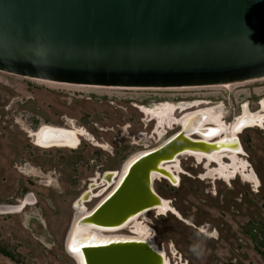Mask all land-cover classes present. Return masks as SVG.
Returning <instances> with one entry per match:
<instances>
[{
  "label": "rangeland",
  "instance_id": "1",
  "mask_svg": "<svg viewBox=\"0 0 264 264\" xmlns=\"http://www.w3.org/2000/svg\"><path fill=\"white\" fill-rule=\"evenodd\" d=\"M260 98L264 99V78L224 86L124 89L0 71V206L31 199L21 212L0 214V249L12 257L0 252V264H75L64 249L75 201L105 171L120 172L130 156L151 150L174 132L166 126L157 132V121L145 109L168 104L180 118L221 104L222 120L228 123L242 104L255 110ZM73 124L93 141L83 137L74 150L33 145L30 132ZM238 138L247 170L258 178L257 188L240 178L229 184L200 179L203 165L190 155L177 158L184 171L178 185L165 179L154 182L155 192L191 223L151 211L145 215L146 224L143 216L139 219L173 264H264V130L247 129ZM100 198L94 196L84 206L89 210ZM201 228L215 231L209 235L214 238Z\"/></svg>",
  "mask_w": 264,
  "mask_h": 264
},
{
  "label": "water",
  "instance_id": "2",
  "mask_svg": "<svg viewBox=\"0 0 264 264\" xmlns=\"http://www.w3.org/2000/svg\"><path fill=\"white\" fill-rule=\"evenodd\" d=\"M0 71L124 89L261 79L264 0H0ZM198 115L188 117L173 137L135 157L116 188L77 220V228L113 229L162 205L154 177H174L164 164L187 153L223 150L227 145L222 141L194 137ZM44 139L48 145L75 142L70 133L50 129ZM235 145L240 147L238 139ZM114 177V171H106L73 207L104 194ZM66 237L65 252L76 264H163L162 255L145 241L92 239L70 245Z\"/></svg>",
  "mask_w": 264,
  "mask_h": 264
},
{
  "label": "bare ground",
  "instance_id": "3",
  "mask_svg": "<svg viewBox=\"0 0 264 264\" xmlns=\"http://www.w3.org/2000/svg\"><path fill=\"white\" fill-rule=\"evenodd\" d=\"M228 85V84H226ZM232 85V84H231ZM234 85V84H233ZM224 86V85H223ZM169 89V88H168ZM262 103V114H251L248 115L246 112L245 107L242 108V114L240 117L236 118L231 125H226V123L222 120L223 116V105H213L209 108L201 109L191 113H183L184 115L180 118H175L173 115V110H171L168 104L160 103V106L154 107V109H145L144 113L151 117V120L157 121V132L163 126H166L167 129L171 130L172 126L179 127V130L176 132L178 133L181 129V126L184 124L185 120L188 119L191 115H198V120L196 122V127L194 128V134L198 135L197 137L202 138L205 141H215L219 140L225 143L227 146L223 148V150L216 152L212 155H204V154H191L187 153L181 155L179 157L190 155L192 156L198 164L203 165V169L205 170L204 174L200 175V179H208L210 181H224L225 183H230L232 180L236 179V177L240 178V180L244 183L253 184L256 188L259 185L258 179H256L253 174L247 170V162L244 159L240 158V155L244 154L243 149L235 145V139H238V134L241 133L244 129L249 127L258 126L263 128L264 122V102ZM192 105H198L197 103ZM153 108V107H152ZM178 109L183 112L182 105H178ZM262 115V116H261ZM50 130H59L65 131L70 133L73 137H75V142L67 143V144H54L48 145L45 142L44 134L46 131ZM163 130V129H162ZM165 130V129H164ZM176 133L169 136L164 140V142L173 137ZM162 136V135H161ZM30 137L33 139V144L37 147H41L43 149H50V148H68V149H75L79 146L81 139L84 137L88 140H92L93 138L83 129L77 127L73 124L71 128H57V127H42L37 132H30ZM239 140V139H238ZM95 142V140H94ZM163 142V143H164ZM234 142V143H233ZM162 144V143H161ZM160 144V145H161ZM97 147H100L99 143H96ZM159 146V145H158ZM156 146V147H158ZM156 147L152 148L155 149ZM151 149V150H152ZM150 151V150H147ZM147 151H140L132 156H130L126 162L123 164L120 172H114L115 177L111 180L112 186L109 190H104L105 192L102 195H95V197H101L98 203L103 201L107 195H109L119 184L123 175L125 174L129 163L138 155L147 152ZM177 157V158H179ZM175 159V161L168 162L164 164V168L170 171L173 174V178L163 175H155L154 182L156 180L165 179L174 186L178 185L179 178L177 175L180 170L179 166V159ZM227 159L229 163L227 164L224 162ZM224 160V161H223ZM215 164V167L211 165ZM103 182V181H102ZM107 188V187H106ZM94 198V196L90 197ZM30 198H26L24 202H21L19 205L10 206V205H1L0 206V214H11V213H18L21 212L25 206L30 205L31 200ZM162 199V198H161ZM90 202V201H89ZM96 203L91 209H86L84 204L82 206H75L73 208L74 214L71 220V228L69 226V232L67 235V240L69 239L70 245L73 243L79 244L83 241L87 240H137V241H145L149 243L159 254L163 257V264H170L164 254L157 250L156 245L150 238V234L147 226L143 225L142 222H139L140 217L144 216L150 211H157L160 215H165L167 212L171 211L173 214L179 217V215L175 212L174 209L171 208L170 202L167 200L162 199V205H158L157 207L149 210L142 211L138 214L131 216L125 223L120 225L119 227L113 229H99L97 227H79L77 228L76 222L80 217L88 215L91 210L98 204ZM15 207V208H14ZM7 210V211H1ZM9 210V211H8ZM157 213V214H158ZM144 222V221H143ZM145 223V222H144ZM146 224V223H145ZM127 230L128 235L120 234L121 232ZM72 241V243H71ZM68 247V244H67ZM72 255V254H71ZM74 257H78L77 255L73 254ZM75 262V261H74ZM76 264V263H75ZM80 264V262H79Z\"/></svg>",
  "mask_w": 264,
  "mask_h": 264
},
{
  "label": "flooded vegetation",
  "instance_id": "4",
  "mask_svg": "<svg viewBox=\"0 0 264 264\" xmlns=\"http://www.w3.org/2000/svg\"><path fill=\"white\" fill-rule=\"evenodd\" d=\"M261 100V101H260ZM263 100V101H262ZM261 102H264V99H258V101H257V108L255 109V110H250L249 109V107H248V104H245V105H241V109H240V112H239V114L238 115H236V116H234L233 117V119L230 121V122H228V123H226V124H230L234 119H235V117H239L241 114H242V108L243 107H245V109H246V112H247V114L248 115H255L256 114V112L257 111H261L262 110V108H261V106H262V103ZM263 112H259V113H257V114H262ZM263 115V114H262ZM261 115V116H262ZM149 122H153V121H149ZM154 123H155V126H156V122L154 121ZM264 123V122H263ZM263 126V128H260V127H258V126H255V127H249V128H246V129H244L241 133H239L238 134V136H240L241 134H243L244 133V131L245 130H249V129H259V130H264V124L262 125ZM63 128V127H62ZM179 130V128H177V129H175V130H168V132L169 131H174L171 135H173L174 133H176L177 131ZM168 132H166V134L168 133ZM154 134H155V131L153 132ZM171 135H169V136H171ZM168 136V137H169ZM168 137H166V138H168ZM166 138H164V140L166 139ZM239 139V138H238ZM81 142V141H80ZM34 145V144H33ZM80 145V144H79ZM79 147V146H78ZM77 147V148H78ZM240 147H241V149H243V147L241 146V144H240ZM77 148H75V149H77ZM43 149V148H42ZM64 149V148H63ZM68 149V148H67ZM71 150H74V149H71ZM243 151H244V149H243ZM245 152V151H244ZM245 156H246V154L243 156V155H240V157L241 158H243V159H245ZM183 157V156H182ZM193 159V158H192ZM194 160V159H193ZM246 161V160H245ZM195 162V161H194ZM247 162V161H246ZM247 164H248V162H247ZM203 167V166H202ZM249 168H250V170L253 172V170H252V168L249 166ZM181 170V172H179L177 175H175V176H178V178H179V181H180V174L181 173H184V171H183V169L181 168L180 169ZM106 172V171H105ZM254 173V172H253ZM202 174V173H201ZM200 174V175H201ZM255 175V174H254ZM100 177H102V176H100ZM100 177L99 178H96V179H94V180H100ZM256 177V176H255ZM237 179H239V178H236V179H234V180H237ZM258 179V178H257ZM161 180H163V179H158V180H156V181H161ZM233 180V181H234ZM165 181H167V180H165ZM241 181V180H240ZM220 182V181H219ZM221 182H223V183H225L224 181H221ZM259 182V181H258ZM93 183V182H92ZM250 185V184H249ZM252 186V185H251ZM162 198V197H161ZM163 200H166L165 198H162ZM29 200H31V199H29ZM99 200V199H98ZM97 200V201H98ZM168 201V200H167ZM170 202V205H171V208L172 209H174L175 210V212L180 216V217H178V216H176L175 214H173L171 211H169V212H167L165 215H160L157 211H151V212H154L157 216H167L168 214H170V215H173L176 219H178V220H180V221H182V222H184V223H186V224H191L188 220H186V219H184L181 215H180V213L172 206V202L171 201H169ZM96 204V203H95ZM158 213V214H157ZM146 215V214H145ZM145 215L142 217V219H143V221H145L146 222V217H145ZM149 228V227H148ZM203 228H205V227H203ZM206 230V229H205ZM208 233H206V232H203L202 231V228H201V232H203V233H205V235L207 236V237H209V238H214V236L215 235H213V236H209L210 234L212 235L213 233H215L216 234V232L214 231V232H212V231H208V230H206ZM148 234H150L149 236H150V238H151V240L153 241V243L156 245V247H157V250L159 251V252H162L163 254H164V256L166 257V259L168 260V262L170 263V264H173L172 263V261H171V258H170V254L168 255L167 254V252H166V250H165V248H164V246H158L157 245V243H156V241H155V239H154V236L151 234V230H150V228H149V233Z\"/></svg>",
  "mask_w": 264,
  "mask_h": 264
},
{
  "label": "trees",
  "instance_id": "5",
  "mask_svg": "<svg viewBox=\"0 0 264 264\" xmlns=\"http://www.w3.org/2000/svg\"><path fill=\"white\" fill-rule=\"evenodd\" d=\"M0 252H1V254H2L3 256H6V257L12 259L11 255H10L9 253H7L4 249H0Z\"/></svg>",
  "mask_w": 264,
  "mask_h": 264
},
{
  "label": "snow or ice",
  "instance_id": "6",
  "mask_svg": "<svg viewBox=\"0 0 264 264\" xmlns=\"http://www.w3.org/2000/svg\"><path fill=\"white\" fill-rule=\"evenodd\" d=\"M74 251L76 250V249H73Z\"/></svg>",
  "mask_w": 264,
  "mask_h": 264
}]
</instances>
